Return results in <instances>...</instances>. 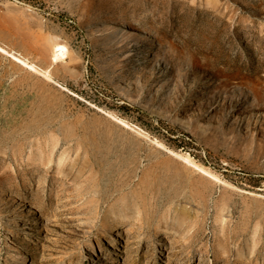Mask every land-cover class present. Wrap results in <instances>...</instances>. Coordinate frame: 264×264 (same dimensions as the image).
<instances>
[{
    "label": "rangeland",
    "instance_id": "rangeland-1",
    "mask_svg": "<svg viewBox=\"0 0 264 264\" xmlns=\"http://www.w3.org/2000/svg\"><path fill=\"white\" fill-rule=\"evenodd\" d=\"M0 43V264H264V0H0Z\"/></svg>",
    "mask_w": 264,
    "mask_h": 264
},
{
    "label": "bare ground",
    "instance_id": "bare-ground-1",
    "mask_svg": "<svg viewBox=\"0 0 264 264\" xmlns=\"http://www.w3.org/2000/svg\"><path fill=\"white\" fill-rule=\"evenodd\" d=\"M69 49L67 48V46L65 44L59 43V42H55L53 45V54H52V60L54 62H57L59 59L64 58L65 55L68 53ZM0 52H3L4 54L9 55L11 58H13L15 61H17L18 63H21L22 65H25L26 67H28L29 69H33L34 71L39 70V66L37 64H35L34 62L30 61L29 59H27L26 57H24L21 53L11 49L9 50L6 46L2 45L0 43ZM47 75L49 76L48 70H46ZM45 73V74H46ZM112 116V115H111ZM113 117V116H112ZM121 119V118H120ZM118 121V120H117ZM120 123V122H119ZM123 123V122H121ZM131 124V123H130ZM125 126V124H124ZM133 126V125H132ZM127 127V126H126ZM135 127V125H134ZM128 128V127H127ZM133 130V129H131ZM140 130V128H139ZM140 133L143 134V130H140ZM148 135V134H147ZM145 137V136H144ZM61 140V139H60ZM149 140V139H147ZM156 140V139H155ZM154 143V142H153ZM55 145V144H54ZM158 145V144H157ZM160 146V144H159ZM158 146V147H159ZM58 147V145H57ZM161 147V146H160ZM46 146H40L38 147L35 151H32L31 154L28 156V159H31L33 161H35L36 165H40L43 164L44 167L45 165H47L51 160H52V156L54 154V148L55 146L50 147V149H45ZM63 148V147H62ZM166 150V149H165ZM169 153H171L172 155L182 159L188 166L193 167L192 170H197L203 174L208 175L210 178H212L215 183L220 182L223 183L222 180L214 173H212L210 170H208L207 168L199 165V163H197L191 155L189 154H183V153H179L173 150H169ZM67 155V150H63L61 152V154L58 156L57 159V173L58 174H62L65 173L62 165L64 164L65 158ZM71 159V158H70ZM78 159V158H77ZM69 161V160H68ZM78 162V161H77ZM142 162V161H141ZM91 163V162H90ZM50 164V163H49ZM86 166V165H85ZM75 168V166H74ZM190 168V167H189ZM40 169V168H39ZM35 171V169L33 170ZM38 173V170H37ZM45 173V172H43ZM39 174H40V170H39ZM157 176V175H156ZM166 176V175H165ZM203 176V180L201 181V187L206 188L208 187V178L204 175ZM161 177V176H160ZM206 178V179H205ZM60 179V178H59ZM58 179V180H59ZM156 179V178H155ZM162 179V178H160ZM57 180V179H56ZM57 180V181H58ZM62 180V179H61ZM60 181V180H59ZM63 181V180H62ZM61 181V182H62ZM171 181V178H170ZM64 182V181H63ZM62 182V183H63ZM149 182V181H148ZM167 182V181H166ZM133 183V182H132ZM163 183V182H162ZM65 184V183H64ZM131 184V183H130ZM143 184V182H142ZM158 184V183H157ZM165 184V183H164ZM170 184V183H168ZM129 185V184H128ZM144 186V185H143ZM159 186V185H158ZM163 186V185H162ZM170 186V185H169ZM149 187V186H148ZM156 187V185H155ZM15 188V187H14ZM17 188V187H16ZM15 188V189H16ZM121 188V187H120ZM119 188V189H120ZM125 188V187H124ZM138 188V185H137ZM169 188V187H168ZM123 189V188H122ZM166 189V188H165ZM122 191V190H121ZM148 191V190H147ZM129 194L132 195V199H129ZM151 194V193H150ZM185 194V193H184ZM144 195V194H143ZM210 195V194H209ZM34 196V194H33ZM140 194L139 192H128L123 194L117 201V206L116 209L112 208V212L115 215V218L112 220V223L105 221L104 225L106 226H116L117 224H119L120 220L124 219L126 220L127 218L129 219H136V220H142L141 216L143 214V208H142V203L139 202V198H140ZM33 199V198H32ZM36 199V198H35ZM39 200V199H38ZM34 201V200H33ZM41 201V200H40ZM37 203V201H36ZM41 203V202H40ZM39 203V204H40ZM37 204V205H39ZM44 204V203H43ZM41 205V204H40ZM39 205V206H40ZM42 206V205H41ZM40 206V207H41ZM46 208V207H44ZM185 214L183 213V211H181L178 208H174L170 207L169 210L164 214V218H166V222H169L168 220H172V223H178L179 225H182L183 221H184V217ZM231 222V220H230ZM223 223V222H222ZM229 223V222H228ZM245 224V223H244ZM131 226V225H130ZM231 227V226H230ZM244 229V228H243ZM242 229V230H243ZM228 230V229H227ZM241 232V231H240ZM237 234V233H236ZM244 234V233H243ZM230 235V234H229ZM228 235V236H229ZM242 235V234H241ZM237 236V235H236ZM234 237V235H233Z\"/></svg>",
    "mask_w": 264,
    "mask_h": 264
}]
</instances>
